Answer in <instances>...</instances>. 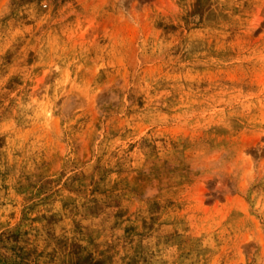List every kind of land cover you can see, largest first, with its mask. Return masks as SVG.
Listing matches in <instances>:
<instances>
[{"label":"rangeland","instance_id":"374dc122","mask_svg":"<svg viewBox=\"0 0 264 264\" xmlns=\"http://www.w3.org/2000/svg\"><path fill=\"white\" fill-rule=\"evenodd\" d=\"M0 264H264V0H0Z\"/></svg>","mask_w":264,"mask_h":264}]
</instances>
